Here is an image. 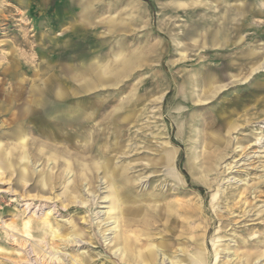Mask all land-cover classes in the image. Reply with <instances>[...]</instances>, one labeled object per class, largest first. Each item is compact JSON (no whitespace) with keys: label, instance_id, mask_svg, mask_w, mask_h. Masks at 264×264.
I'll return each instance as SVG.
<instances>
[{"label":"rangeland","instance_id":"rangeland-1","mask_svg":"<svg viewBox=\"0 0 264 264\" xmlns=\"http://www.w3.org/2000/svg\"><path fill=\"white\" fill-rule=\"evenodd\" d=\"M0 155V264H264V0H0Z\"/></svg>","mask_w":264,"mask_h":264},{"label":"bare ground","instance_id":"bare-ground-1","mask_svg":"<svg viewBox=\"0 0 264 264\" xmlns=\"http://www.w3.org/2000/svg\"><path fill=\"white\" fill-rule=\"evenodd\" d=\"M45 98V97H44ZM39 99H37V101H38ZM40 102H41V100H40ZM44 102V101H43ZM46 103V102H45ZM42 104V103H41ZM34 105V104H33ZM46 114V113H45ZM44 114V115H45ZM50 127V126H49ZM95 147V146H94ZM94 147L92 148V146H87L86 147V149L84 150V155H89L91 158H87L86 160L87 161H89V162H87L86 164H84V166H85V168H84V171H86V170H89L90 172H91V174H92V171H94L95 169H96V167L97 166H93L92 164H94V163H92V159H94V157L98 160L99 158H102V157H104V153L103 152H99L98 150L97 151H95V152H93V150L92 149H94ZM97 149V148H96ZM91 159V160H90ZM73 166H74V164H73ZM75 167V166H74ZM86 169V170H85ZM108 169V168H107ZM168 170V169H167ZM109 173V172H108ZM111 175V174H110ZM89 175L87 174V172H86V174H85V176L84 177H88ZM112 177V176H111ZM90 178H92L91 176H90ZM89 178V179H90ZM90 180H93V179H90ZM114 180V179H113ZM179 180V179H178ZM89 183V182H88ZM131 220V219H130ZM130 220H128V221H130ZM134 220V219H133ZM148 221V220H147ZM130 223V222H129ZM128 223V224H129ZM142 223V222H141ZM127 224V225H128ZM145 224V223H144ZM263 225V224H262ZM133 226V225H132ZM128 227H129V225H128ZM131 228V227H130ZM127 239V238H126ZM130 240V239H129ZM123 241V240H122ZM126 242V241H125ZM126 244V243H125ZM152 253H150V252H148V255L146 256L148 259V264H152L151 263V259H152V255H151ZM145 257V256H144ZM146 260V259H145ZM203 261V260H202ZM154 262V261H153Z\"/></svg>","mask_w":264,"mask_h":264},{"label":"crops","instance_id":"crops-1","mask_svg":"<svg viewBox=\"0 0 264 264\" xmlns=\"http://www.w3.org/2000/svg\"><path fill=\"white\" fill-rule=\"evenodd\" d=\"M56 95H59V96H61V94L59 93V92H57V94ZM0 157H1V155H0Z\"/></svg>","mask_w":264,"mask_h":264}]
</instances>
